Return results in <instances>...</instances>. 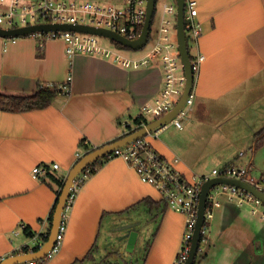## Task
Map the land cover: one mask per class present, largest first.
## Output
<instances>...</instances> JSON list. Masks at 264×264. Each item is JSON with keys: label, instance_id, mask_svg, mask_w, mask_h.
I'll return each mask as SVG.
<instances>
[{"label": "crops", "instance_id": "obj_1", "mask_svg": "<svg viewBox=\"0 0 264 264\" xmlns=\"http://www.w3.org/2000/svg\"><path fill=\"white\" fill-rule=\"evenodd\" d=\"M197 1L203 33L191 52L205 59L195 74L194 102L182 128L169 124L147 140L165 157L178 158L177 168L189 177L237 163L264 179V172L255 174L264 168L255 159L264 143L253 149L264 126V0ZM38 52L36 37L0 36V91L32 93L39 84L73 74L71 91L59 92L45 107L0 109V257L37 243L22 225L37 233L48 229L57 192L33 168L57 161L61 169L51 171L67 176L84 152L83 138L94 147L122 138L123 122L140 116L164 82L160 53L151 55L148 66L126 68L86 53L71 62L62 38L47 40L43 55ZM145 197L162 199L123 156L111 157L79 187L60 252L38 264H174L187 216L168 207L153 219L145 206L133 207ZM209 226L210 246L200 264H264V219L248 206L224 198ZM133 231L137 238L130 247ZM92 249L90 259L78 261Z\"/></svg>", "mask_w": 264, "mask_h": 264}, {"label": "built area", "instance_id": "obj_2", "mask_svg": "<svg viewBox=\"0 0 264 264\" xmlns=\"http://www.w3.org/2000/svg\"><path fill=\"white\" fill-rule=\"evenodd\" d=\"M148 2L149 0H123V5L120 6L78 0H37L35 2L0 0V25L11 28L40 23H81L117 31L130 39H135L142 32L148 11ZM156 13L157 10H155L154 18ZM198 15V1L186 0L185 31L189 46L191 44L196 45L203 33L202 23ZM29 36L36 37L41 48L49 39L62 38L65 41L66 55L71 62L77 53H86L104 57L126 68H139L152 63V54L160 53L162 55L164 69L162 90L158 97L142 106L140 122L134 120L123 122L124 135L132 133L146 126L150 121L164 116L174 108L184 93L187 76L179 48L178 0H172L163 5L160 25L154 35L152 47L144 56H129L125 54L124 50L113 44L115 40L112 38L106 37L109 42L105 43L102 41V35L94 33L74 30H45L30 33ZM204 59L205 55L201 52L192 58L194 74L200 70ZM72 81L73 74L69 73L64 81L56 83L59 92H70ZM193 102L194 94L192 91L181 111L171 121L149 132L148 135L158 134L160 130L172 123L182 128L183 118L188 115ZM148 116L153 118L149 120ZM148 135L113 150L109 155L110 157L123 156L136 168L143 181L151 183L159 189L162 199L166 200L169 208L186 214L187 221L182 246L174 263L184 264L189 256L196 228L203 183L216 176L240 178L264 191V179L253 176L250 166L237 163L226 164L212 169L209 173L195 174L189 177L177 168L176 164L179 159H169L161 154L147 140ZM244 153L242 151L240 155H244ZM83 155L78 153L77 159H80ZM51 168L60 170L61 165L57 161L40 163L33 168V174L35 177L41 178L47 175ZM89 176L90 172L86 170L82 180L87 179ZM79 187V182L75 179L53 247L43 257L24 260L15 264H38L54 258L60 252L67 230L68 210L76 199ZM224 198L241 206H248L252 214L264 219V201L260 197L243 187L222 183L213 186L209 191L205 222L210 223L214 218V210L222 204ZM209 228V225L204 224L202 233H207ZM33 251L32 249L29 252ZM24 253L28 252L21 251L20 254ZM7 257L6 255L1 256L0 263Z\"/></svg>", "mask_w": 264, "mask_h": 264}, {"label": "water", "instance_id": "obj_3", "mask_svg": "<svg viewBox=\"0 0 264 264\" xmlns=\"http://www.w3.org/2000/svg\"><path fill=\"white\" fill-rule=\"evenodd\" d=\"M156 1L157 0H149L148 2V11L145 23L143 25L142 32L139 37L135 39H130L117 31H113L105 28H98L89 24H81V23H40V24H31L26 26H18L5 28L0 25V36L4 37H12V36H25L27 34L36 32V31H45V30H74L81 31L87 33H94L106 37H110L113 40L122 43L123 45L130 47L132 49H140L143 48L149 41L150 29L152 20L154 18L155 10H156ZM185 4L186 0H178V38H179V48L180 54L182 57V61L184 64L185 73L187 76V82L185 86L184 93L182 97L179 99L174 108L166 113L164 116L156 118L150 121L146 126H143L132 133L125 135L124 137L112 142L104 144L100 147L95 148L94 150L84 154L79 161H77L74 166L69 171L66 176L65 185L62 189L59 202L57 204L52 225L50 229V234L47 241L40 247V249L28 252L24 254L12 255L4 259L0 264H15L17 262H21L24 260L36 259L43 257L48 251L53 247L57 233L62 221L63 213L65 211L68 197L71 193V188L75 182L77 176L93 161L97 160L100 157H103L107 154H110L113 150L123 147L127 144L132 143L133 141L142 138L148 135L149 132L163 126L164 124L171 121L185 106L187 99L190 93L193 91L194 82H195V74L192 67V57L190 54L188 39L185 31ZM222 183H228L232 185H237L243 187L256 196L260 197L264 201V191L260 190L254 184L240 179V178H232V177H224V176H216L207 181H205L202 185L201 197L198 207V218L196 223V228L194 231V235L192 238L191 249L189 256L184 264H193L196 260V256L200 247V241L202 237V229L205 224L206 219V207L207 200L210 189ZM137 238V232L133 231L129 238V246L133 247Z\"/></svg>", "mask_w": 264, "mask_h": 264}, {"label": "trees", "instance_id": "obj_4", "mask_svg": "<svg viewBox=\"0 0 264 264\" xmlns=\"http://www.w3.org/2000/svg\"><path fill=\"white\" fill-rule=\"evenodd\" d=\"M153 22H154V19L152 20L149 38H151ZM25 36H29V34H27ZM189 49H190L191 57L194 58L195 56L191 52V46H189ZM38 55H43L41 47H39ZM58 93H59V90H58L56 83H54L52 85L39 84L37 90L32 92V93H19V94H17V93H8V92L0 91V109L9 110V111H24V110L34 109V108H42V107L49 105L51 103L52 99L54 98V96L57 95ZM141 118H142V115L135 118L134 121L140 122ZM123 136H124V134L122 135V137ZM120 138L121 137L116 138V139H114L108 143H112V142H114ZM263 143H264V126L255 134L253 149L257 150L260 146L263 145ZM80 146L84 150L83 154H86V153L94 150L95 148L100 147V146H96V147L91 146L90 144H88V142L86 141L85 138H83L80 141ZM110 158H111L110 155L107 154L103 157L98 158L97 160L93 161L92 163H90L77 176L76 179H77V182H79V185L81 186L86 180V179L82 180L83 174L86 170H89L90 175H92L93 173H95L99 169V167L101 165H103ZM77 161H79V159H77ZM228 164H231V163H228ZM42 178L46 182H48L51 186L56 188V192H57V197H56L55 203H54V205L50 211V214L47 218L49 221L48 229L45 232L37 233L34 230H32L28 225H24L23 226V232L25 233V235H27L29 237H37L38 241L34 246L24 245L21 249L15 250L12 255L19 254V253H21V251L29 252L32 249L34 251H36V250L40 249L41 244L45 243L49 237L53 216H54L57 204L59 202V198H60L62 189L65 185L66 176L58 175L57 173L52 172L50 170V171H48L47 175L43 176ZM142 205L147 208V211L152 215L153 219H158V217L165 212L166 208H168V204H167L166 200H164V199L154 200L152 197H145L144 199H142L141 201H139L138 203L133 205V207H138V206H142ZM208 205H209V203H208ZM205 225H209V222L206 221ZM155 232H156V230L154 231V234H155ZM150 245H151V241H148L146 243V247H145L146 252H148ZM209 246H210V240L208 238V234L202 233V237H201V241H200V247H199V250H198V253L196 256V260L193 264H200L202 262V260H204L206 258L207 249ZM93 250L94 249L90 250L84 258L78 259V261L90 259L93 256Z\"/></svg>", "mask_w": 264, "mask_h": 264}, {"label": "rangeland", "instance_id": "obj_5", "mask_svg": "<svg viewBox=\"0 0 264 264\" xmlns=\"http://www.w3.org/2000/svg\"><path fill=\"white\" fill-rule=\"evenodd\" d=\"M26 1H37V0H26ZM78 1H92V2H96V3H100V4H103V5H111V4H116V5H123V0H78ZM172 0H157V13H156V16L154 18V22H153V25H152V32H151V38L149 40V42L143 47V48H140V49H132L130 47H127L125 45H123L122 43L120 42H117V41H114L113 44H116V46L119 48V49H122L124 50L125 52H127L128 54H136V55H140L142 53H145L147 51H149V49L152 47V44H153V31L155 30V28L157 27L158 25V22H160V15H161V12H162V8H163V5L166 3V2H170ZM102 41L105 42V43H108L109 40L108 38H106V36H102ZM190 46H193V45H190ZM156 54V53H155ZM157 55V54H156ZM150 120L153 118V117H150ZM247 155H250L252 153V151L250 150L249 147H247ZM245 151V150H244ZM255 159L256 161H258V159H261L264 161V149L261 150V152H257L255 154ZM264 172V168L263 169H256L255 170V174L257 175H262V173ZM148 218H150V215L148 214Z\"/></svg>", "mask_w": 264, "mask_h": 264}]
</instances>
